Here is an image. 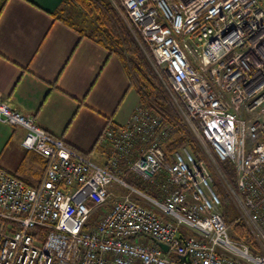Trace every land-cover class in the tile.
<instances>
[{
	"label": "built area",
	"instance_id": "1",
	"mask_svg": "<svg viewBox=\"0 0 264 264\" xmlns=\"http://www.w3.org/2000/svg\"><path fill=\"white\" fill-rule=\"evenodd\" d=\"M117 1L201 157L168 152L173 126L138 105L101 132L100 164L0 98V123L24 130L23 148L47 164L37 187L0 168V264H264V0ZM217 172L260 253L232 236Z\"/></svg>",
	"mask_w": 264,
	"mask_h": 264
},
{
	"label": "crops",
	"instance_id": "2",
	"mask_svg": "<svg viewBox=\"0 0 264 264\" xmlns=\"http://www.w3.org/2000/svg\"><path fill=\"white\" fill-rule=\"evenodd\" d=\"M63 5L0 0V98L91 159L103 129L124 125L139 96L117 55L56 17ZM24 136L0 123V168L37 187L47 164Z\"/></svg>",
	"mask_w": 264,
	"mask_h": 264
},
{
	"label": "trees",
	"instance_id": "3",
	"mask_svg": "<svg viewBox=\"0 0 264 264\" xmlns=\"http://www.w3.org/2000/svg\"><path fill=\"white\" fill-rule=\"evenodd\" d=\"M115 2L117 6L111 0H64V5L56 17L119 57L127 71L131 87L139 96V105L155 110L166 124L173 126L174 138L166 149L168 152L188 145L192 152L201 157L196 137L188 124L176 113L166 86L155 69L152 53L137 34L145 48L142 49L130 29L132 24L128 14L117 0ZM219 167L235 188V173L230 163L219 162ZM126 180L130 185L145 190L144 184L133 180L129 174ZM216 187H219L218 184ZM218 189L222 198V213L230 225L232 236L249 245L255 254L260 253V247L248 226L237 220L238 214L233 204L228 205L230 196L226 191L224 193ZM150 194L153 195L151 192ZM34 233L41 237L46 231L36 229ZM38 239L42 240L39 237Z\"/></svg>",
	"mask_w": 264,
	"mask_h": 264
},
{
	"label": "rangeland",
	"instance_id": "4",
	"mask_svg": "<svg viewBox=\"0 0 264 264\" xmlns=\"http://www.w3.org/2000/svg\"><path fill=\"white\" fill-rule=\"evenodd\" d=\"M112 1V0H111ZM113 2V1H112ZM114 3V5L115 6H117L116 5V3L115 2H113ZM130 26V25H129ZM130 29H131V31H132V28H131V26H130ZM132 33H133V31H132ZM133 35H134V33H133ZM143 50H145V49H143ZM135 99V103H134V105L135 104H137V98H134ZM175 109V108H174ZM176 110V109H175ZM176 113H178L177 112V110H176ZM11 127V126H10ZM101 156V155H100ZM97 153H95L94 154V156L91 158L92 160H94L95 162H97V163H101L102 161H104V158L101 156L100 157ZM222 177H221V174H219L218 172H217V175H215V178H214V181L218 184V188H220L224 193H225V190H224V183L222 182ZM217 187H215V189L218 191L219 189H218ZM233 189H234V187H233ZM235 191V190H234ZM122 193V190L120 191V190H118V189H116V190H114V195L115 196H119L120 194ZM123 193H125L124 191H123ZM114 197V196H113ZM232 198V197H231ZM111 202H112V200H111ZM110 204V203H109ZM145 204V203H144ZM233 204V206L235 207V209H236V211H237V214H238V218H240L241 216H242V210H241V208H240V206L238 205V203L235 201V199H230V201L228 202V205L230 206V205H232ZM146 205V204H145ZM106 209H108L107 207H105V210ZM158 215H161V213L159 214L158 213ZM97 217H98V212L97 211H95L94 212V215H93V219L94 220H96L97 219Z\"/></svg>",
	"mask_w": 264,
	"mask_h": 264
},
{
	"label": "water",
	"instance_id": "5",
	"mask_svg": "<svg viewBox=\"0 0 264 264\" xmlns=\"http://www.w3.org/2000/svg\"><path fill=\"white\" fill-rule=\"evenodd\" d=\"M159 246H160L165 252H167L168 248H167L165 245H163V244H159ZM183 260L185 261V258H184Z\"/></svg>",
	"mask_w": 264,
	"mask_h": 264
}]
</instances>
